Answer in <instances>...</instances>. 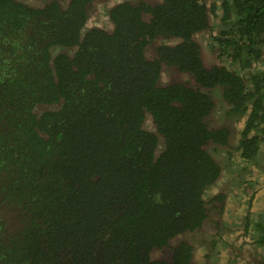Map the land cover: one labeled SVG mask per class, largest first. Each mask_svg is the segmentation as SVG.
<instances>
[{
	"label": "trees",
	"instance_id": "obj_1",
	"mask_svg": "<svg viewBox=\"0 0 264 264\" xmlns=\"http://www.w3.org/2000/svg\"><path fill=\"white\" fill-rule=\"evenodd\" d=\"M27 2L0 0V264H194L182 236L232 170L207 146L234 131L241 158L264 162V0ZM102 2L111 24L90 26ZM198 33L227 65L206 67ZM162 65L197 86L163 85ZM198 86H219L239 126L209 127Z\"/></svg>",
	"mask_w": 264,
	"mask_h": 264
},
{
	"label": "rangeland",
	"instance_id": "obj_2",
	"mask_svg": "<svg viewBox=\"0 0 264 264\" xmlns=\"http://www.w3.org/2000/svg\"><path fill=\"white\" fill-rule=\"evenodd\" d=\"M25 1V0H24ZM30 2L32 4H40L41 0H26V2ZM110 1V0H108ZM119 1V0H117ZM116 1V2H117ZM27 2V3H28ZM113 5V4H110ZM108 5V6H110ZM103 6H105V3L103 2ZM218 10V11H217ZM217 14H219L220 11V7H217ZM218 20H216L215 22V27L213 30L212 34H215L216 31L218 30V26L217 24L219 22H217ZM89 22L90 26L96 25L105 22V7H101L99 9V11L95 12L92 14L91 18L89 19V21L87 20V24ZM209 36L210 34L205 33H198L196 35H194V38L200 43L202 44L201 47L203 46V54H204V64L206 65V67H211V65L213 64H224L227 65V59L225 57H221L220 55H216L215 52L213 51V49H209ZM164 40V41H162ZM167 39L164 38H156L154 39L146 48V55L150 58H153V56L155 55V48L162 43L167 42ZM171 41L170 44H175V41L178 40H169ZM206 56V58H205ZM257 67V66H256ZM191 80V82H188V80ZM162 80V83L165 84H170V83H174V82H179V83H184L187 84L189 86H197V84L195 83L194 78L192 77V75H190L189 73L186 72H181V71H177L174 67L172 66H168V65H162V71H161V76L160 79ZM161 83V82H160ZM201 90L208 92L211 97L214 99L215 103H216V110L215 113L213 115H211V117L208 119V124L209 127H213L215 125H226L229 126L228 123V119H226V114L224 113L225 109H226V104L223 103L220 99V97L223 98L222 96V90L219 86L213 87V88H204V87H200L198 86ZM220 95V97H219ZM232 122H229V124L232 123V127H237L239 126L238 122H234L235 119H231ZM145 126L147 127V129L154 131L155 128L153 126V124L151 123V121L149 119H147ZM234 137L236 138V134L234 135ZM261 150L264 153V140L262 142L261 145ZM232 150L231 147H223L221 148V150H219L217 153H215V156L217 157H223L221 159L224 160V169L228 168L229 166L232 167V162L233 160H235L236 158L233 157V160L230 158L229 162L227 161V157H228V153L229 151ZM232 152V151H230ZM260 157H263L264 160V154L261 153ZM259 157V158H260ZM233 167L231 171H227V172H223L222 173V179H221V183H219L217 186H212V188L210 189L211 192L216 191L217 189H224L228 184H230L228 186V188H230V190L232 189V191H237L239 192L237 194L236 197H233L234 201H239L237 203H232L231 199L232 197L228 198L229 201V205L226 206V209L224 210V215H230L233 217L236 216H240L242 212H244L245 207H246V203L248 202V196L251 195V193H253V199L252 202L254 205H256V207L262 211H264V162L262 163V165H260L258 162H254V161H244L242 158H239V160L237 161V163L235 164V162L233 163ZM259 165V166H258ZM243 169V170H242ZM241 170L243 172H241ZM245 171V172H244ZM238 174H243L244 179H245V184L244 186H241L239 188L238 184L236 182H234V178L238 176ZM245 189H242V188ZM225 190V189H224ZM223 190V191H224ZM227 194V193H226ZM230 194V193H229ZM243 197L244 200H243ZM239 234L238 229L235 228V225L232 223H228L225 221V229L223 230V234H222V238H223V242H218L220 248H221V255L217 254V257L214 259H211L213 262H211L210 264H244L242 261V258L240 256V251L238 250H232L226 248L228 245H230L232 243L233 238H236L237 235ZM203 251H204V246H197L195 248V264H206V259L202 256L203 255ZM230 256H229V254ZM227 255L228 262H225V258L224 255ZM157 256H159L156 253ZM232 255V256H231ZM235 255V257H234ZM221 256V257H220Z\"/></svg>",
	"mask_w": 264,
	"mask_h": 264
},
{
	"label": "flooded vegetation",
	"instance_id": "obj_3",
	"mask_svg": "<svg viewBox=\"0 0 264 264\" xmlns=\"http://www.w3.org/2000/svg\"><path fill=\"white\" fill-rule=\"evenodd\" d=\"M110 0V3L116 4L122 1H135V0ZM149 3L153 2L154 0H145ZM105 7V22H102L99 24H96V26H102L104 27V25H110L111 22L108 18V15L106 13V5L103 6V2L101 4H98L96 6V12L99 11L100 8ZM108 11V9H107ZM217 106V105H216ZM229 108V106L226 104V109L225 111ZM231 119H235L234 117H229L228 118V127H232V123L229 124V122H232ZM240 123V120L235 121ZM236 134V138L234 137V135ZM237 136L238 134L234 131H232V135L230 137V145L229 147H231L232 152L229 151L228 153V157H227V161H230V158L233 160V157L236 158L235 160L231 161L232 162V167H233V163L235 162V164L237 163V161L239 160V158H241L240 156V150L238 149V143H237ZM225 147V146H223ZM223 147H217L216 145H212L209 144L207 146L208 150L211 152L212 155H214V157H216L217 159H219V162L223 163L224 160L221 161V159L223 157H217L215 156V153H217L219 150H221V148ZM228 147V146H227ZM224 159V158H223ZM230 167V166H229ZM232 167H230L232 169ZM239 179L240 183L236 182L235 180ZM242 180V182H241ZM234 182H236L239 186V188L241 186H244L245 184V179L243 174H238L237 177L234 178L233 180ZM230 184H228L229 186ZM227 189L226 187L223 189V193L226 195L225 200L220 203L219 202V206H217V208L215 210L210 211L209 216L207 217L206 221L204 222L203 228L202 230L198 231V236L197 238L193 235H189V233H184L183 234V238L187 239L188 241H192L194 244V251L195 248L197 246H204V251H203V257L206 259V264H210L211 262H213L211 259H214L217 257V254H220L221 248L218 244V242H223V238H222V234H223V230L225 229V221L228 223H232L235 225V228L238 229L239 234L237 235L236 238H233L232 243L230 245H228L226 248L229 249H234V250H238L240 251V256L242 258V261L244 264H264V244H257L254 243L255 239H256V235L254 230H252L254 223L257 221V219L259 218L258 215L263 212L262 210L258 209L256 207V205L253 204L252 199H253V193H251V195H249L248 198V202L246 203V207H245V211L241 213L240 216H236L233 217L230 215H224V210L226 209V206L229 205V201L228 198L231 199L232 203H237L239 201H234L233 197H236L237 194L239 192L237 191H232V189L230 190V188ZM212 188V187H211ZM210 188V189H211ZM242 189H245L244 187ZM219 190L217 189L214 192H218ZM227 193V194H226ZM230 193V194H229ZM245 197H243L244 200ZM264 210V209H263ZM180 235H178L179 237ZM181 238V237H180ZM170 252L169 249H163L160 252H157V254L159 255V257L162 256H166L168 257V253ZM229 254V253H228ZM230 256V254H229ZM232 256V255H231ZM164 257V258H166ZM221 257V256H220ZM235 257V255H234ZM225 258V262H228V257L225 254L224 255ZM194 260H195V253H194ZM195 264V263H194Z\"/></svg>",
	"mask_w": 264,
	"mask_h": 264
}]
</instances>
